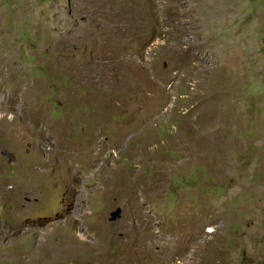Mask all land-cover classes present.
<instances>
[{
	"label": "rangeland",
	"instance_id": "374dc122",
	"mask_svg": "<svg viewBox=\"0 0 264 264\" xmlns=\"http://www.w3.org/2000/svg\"><path fill=\"white\" fill-rule=\"evenodd\" d=\"M0 264H264V0H0Z\"/></svg>",
	"mask_w": 264,
	"mask_h": 264
},
{
	"label": "water",
	"instance_id": "95a60500",
	"mask_svg": "<svg viewBox=\"0 0 264 264\" xmlns=\"http://www.w3.org/2000/svg\"><path fill=\"white\" fill-rule=\"evenodd\" d=\"M121 216V209L116 210L112 213V220H117Z\"/></svg>",
	"mask_w": 264,
	"mask_h": 264
}]
</instances>
